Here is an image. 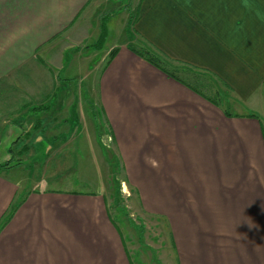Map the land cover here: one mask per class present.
Segmentation results:
<instances>
[{
    "label": "crops",
    "instance_id": "0c3cea01",
    "mask_svg": "<svg viewBox=\"0 0 264 264\" xmlns=\"http://www.w3.org/2000/svg\"><path fill=\"white\" fill-rule=\"evenodd\" d=\"M115 1L0 0V144L30 140L31 125L35 141L60 135V121L30 118L71 92L59 71L107 128L138 219L165 223L174 264H264V0ZM103 14L104 49L79 51ZM23 171L0 173V220L24 199L0 230V264L149 262L102 192L24 194Z\"/></svg>",
    "mask_w": 264,
    "mask_h": 264
},
{
    "label": "rangeland",
    "instance_id": "374dc122",
    "mask_svg": "<svg viewBox=\"0 0 264 264\" xmlns=\"http://www.w3.org/2000/svg\"><path fill=\"white\" fill-rule=\"evenodd\" d=\"M115 3L118 2L115 1ZM112 7L114 8V5ZM107 9H109L108 5ZM96 41L80 47L79 51L101 52L105 43L98 51L88 48ZM56 73L59 80L65 77L59 71ZM71 82L73 81L63 83L64 86L71 88V92L60 91L61 93L57 94L59 101L52 104L55 106L53 112L42 114V116L60 121V125L56 127L60 128L58 131L60 135L55 136V133L51 131L53 139L46 141L43 137L41 140L35 141L32 137L33 135H35L34 138L37 137L38 129L34 130L36 128L31 125L28 131L30 137L32 135L30 140H21L19 143L5 141L0 144V165L7 162L11 156L17 162L20 160L24 171L14 175H16L15 178L18 177L20 183H23L24 191L22 193L24 194L40 188H70L73 184V188L77 191L102 192L106 197L108 212H110L114 223L125 231L128 239L132 240L130 243L134 248H139L146 254V259L149 262L145 264H151V257L154 264H174L165 223L157 225L155 222L157 219H154V229H151L148 227V223H142L138 219L131 204L134 191L125 179L124 169L119 155L112 146L107 128L97 123L93 125L92 118L95 108L89 105L85 92H79L81 91L78 90L80 85ZM76 117H79L82 125H71L72 120ZM30 118L34 124L40 116L32 114ZM97 120L96 122H98ZM24 124L15 125V127L21 131L28 130V125ZM95 127L96 129H94ZM95 130L98 138L94 139L93 134L90 133ZM88 133L91 137H88ZM22 147L26 148L25 153L24 151L22 154L17 153L24 149ZM7 148L8 151L11 149L13 153H7ZM47 149H49L48 153ZM17 167L20 166L14 168ZM100 181H103V188H101ZM131 259L135 262L138 261L136 253L132 252Z\"/></svg>",
    "mask_w": 264,
    "mask_h": 264
},
{
    "label": "trees",
    "instance_id": "16d2710c",
    "mask_svg": "<svg viewBox=\"0 0 264 264\" xmlns=\"http://www.w3.org/2000/svg\"><path fill=\"white\" fill-rule=\"evenodd\" d=\"M110 15L109 14H103L100 16V27H99V37L98 40L96 41V43L88 48H92L96 51L101 50L105 41H106V24L107 21L109 19ZM133 53H135L137 56H139L140 58L144 59L147 63H149L150 65L156 67L157 69H159L160 71H162L163 73H165L168 76H171L173 78H176L171 72H169L162 64V62L154 55L147 53L145 51L142 52H136L134 50H132ZM116 52L112 51L109 54V58L107 61V64L113 59V57L115 56ZM177 79V78H176ZM64 82H69L66 80H59ZM55 106L52 104H44L35 108L31 109V112L33 115L36 116H40V114H49L52 113L53 108ZM250 118H255L254 115H251ZM39 128V127H36ZM24 148V147H22ZM26 148L20 150L21 152L19 154H22V151H25ZM20 161V160H19ZM17 162L15 160V158L13 156H11V158L0 165V173L3 171H7V170H11L12 168L16 167V166H21V162ZM24 201V199H18L17 201H15L9 208L8 212L4 215V217L0 220V230L10 221V219L13 217L14 213L16 212V210L18 209V207L20 206V204Z\"/></svg>",
    "mask_w": 264,
    "mask_h": 264
}]
</instances>
